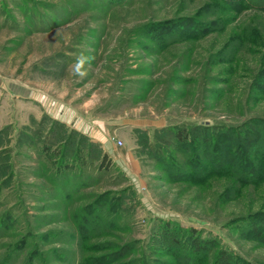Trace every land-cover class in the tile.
<instances>
[{
	"label": "rangeland",
	"instance_id": "1",
	"mask_svg": "<svg viewBox=\"0 0 264 264\" xmlns=\"http://www.w3.org/2000/svg\"><path fill=\"white\" fill-rule=\"evenodd\" d=\"M236 1L0 0V264H87L124 245L113 263L182 264L151 244L162 218L216 237L206 264L221 250L264 264V235L237 226L264 212V178L173 179L136 130L162 141L168 124L264 117V0ZM189 18L205 27L166 34Z\"/></svg>",
	"mask_w": 264,
	"mask_h": 264
},
{
	"label": "trees",
	"instance_id": "2",
	"mask_svg": "<svg viewBox=\"0 0 264 264\" xmlns=\"http://www.w3.org/2000/svg\"><path fill=\"white\" fill-rule=\"evenodd\" d=\"M235 4L243 6V1L238 0ZM190 19L186 22L178 21V27H173L166 34L178 35L187 31L188 34L196 33L205 27L194 21L189 22ZM164 35H160L161 41L164 40ZM136 130L143 131L140 143L146 146L147 152L154 156L167 176L173 179L206 182L212 176L226 175L246 183L259 182L264 178V117L250 119L242 125L205 122L168 124L156 129L161 133L167 132L166 136L161 135L162 141H151L145 130ZM78 149L77 147L76 150ZM106 155L102 151L100 164H104ZM105 194L107 193L100 195L97 203H104ZM114 204L112 202L110 205L113 207ZM241 218L237 225L240 233L264 235V212L251 213ZM215 243V236L165 218L160 219L151 236V244L156 249L173 253L182 264H206L204 257ZM124 246L113 253L93 256L87 264H131L134 260L113 263L119 256L127 253L128 249L124 251ZM218 254L212 264H223V259L224 264H243L230 258L231 254L224 250Z\"/></svg>",
	"mask_w": 264,
	"mask_h": 264
},
{
	"label": "crops",
	"instance_id": "3",
	"mask_svg": "<svg viewBox=\"0 0 264 264\" xmlns=\"http://www.w3.org/2000/svg\"><path fill=\"white\" fill-rule=\"evenodd\" d=\"M100 140L103 141L104 138ZM103 142H104L103 144L104 148L106 147L108 152L114 154L115 160L118 161L124 169H127L128 171H132V172L134 171L135 168L134 161L136 159L133 157L132 153L129 150H123V151L118 150L117 152H115L117 148L116 147L117 143L115 141H112L111 138L109 139L108 136L105 138Z\"/></svg>",
	"mask_w": 264,
	"mask_h": 264
},
{
	"label": "built area",
	"instance_id": "4",
	"mask_svg": "<svg viewBox=\"0 0 264 264\" xmlns=\"http://www.w3.org/2000/svg\"><path fill=\"white\" fill-rule=\"evenodd\" d=\"M118 143H121V141H120V140H118Z\"/></svg>",
	"mask_w": 264,
	"mask_h": 264
}]
</instances>
